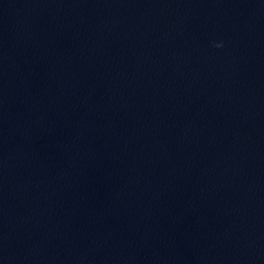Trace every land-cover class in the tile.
Here are the masks:
<instances>
[{
  "label": "clouds",
  "instance_id": "clouds-1",
  "mask_svg": "<svg viewBox=\"0 0 264 264\" xmlns=\"http://www.w3.org/2000/svg\"><path fill=\"white\" fill-rule=\"evenodd\" d=\"M221 45H217V47H220Z\"/></svg>",
  "mask_w": 264,
  "mask_h": 264
}]
</instances>
